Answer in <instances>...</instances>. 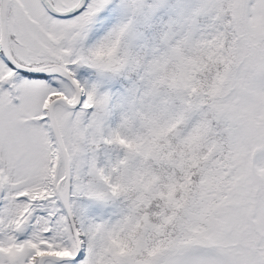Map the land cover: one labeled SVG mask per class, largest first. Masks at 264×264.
<instances>
[{"label":"snow or ice","instance_id":"snow-or-ice-1","mask_svg":"<svg viewBox=\"0 0 264 264\" xmlns=\"http://www.w3.org/2000/svg\"><path fill=\"white\" fill-rule=\"evenodd\" d=\"M0 264H264V0H0Z\"/></svg>","mask_w":264,"mask_h":264}]
</instances>
